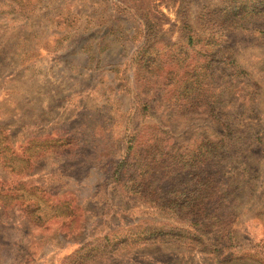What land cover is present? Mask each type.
Returning <instances> with one entry per match:
<instances>
[{
  "label": "rangeland",
  "instance_id": "rangeland-1",
  "mask_svg": "<svg viewBox=\"0 0 264 264\" xmlns=\"http://www.w3.org/2000/svg\"><path fill=\"white\" fill-rule=\"evenodd\" d=\"M0 264H264V0H0Z\"/></svg>",
  "mask_w": 264,
  "mask_h": 264
}]
</instances>
